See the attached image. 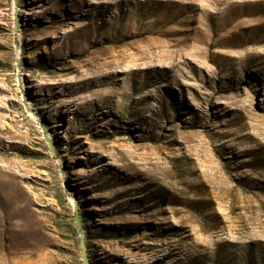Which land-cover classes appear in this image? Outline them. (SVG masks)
<instances>
[{"label":"rangeland","instance_id":"374dc122","mask_svg":"<svg viewBox=\"0 0 264 264\" xmlns=\"http://www.w3.org/2000/svg\"><path fill=\"white\" fill-rule=\"evenodd\" d=\"M81 238L264 264V0H0V264H82Z\"/></svg>","mask_w":264,"mask_h":264},{"label":"water","instance_id":"95a60500","mask_svg":"<svg viewBox=\"0 0 264 264\" xmlns=\"http://www.w3.org/2000/svg\"><path fill=\"white\" fill-rule=\"evenodd\" d=\"M17 24H18V19H17V15H16V17H15L16 27H17ZM49 146H50L51 151L54 152L53 145L50 144ZM74 212H75L74 220H75L76 228L79 231V233L82 235L81 222H80L79 212H78L77 208L74 209ZM80 246H81V254H82V264H88L86 247H85V243H84L82 238L80 239Z\"/></svg>","mask_w":264,"mask_h":264},{"label":"bare ground","instance_id":"6f19581e","mask_svg":"<svg viewBox=\"0 0 264 264\" xmlns=\"http://www.w3.org/2000/svg\"><path fill=\"white\" fill-rule=\"evenodd\" d=\"M15 228V227H14ZM18 239V238H17ZM29 239V238H27ZM32 239V238H31ZM30 242V241H29ZM19 243V242H18ZM23 243V242H22ZM21 245V244H20ZM24 246H27L25 249L29 248V244L27 243V240L24 242ZM19 247V246H18ZM23 249V248H22ZM17 253V252H16ZM19 256V255H18Z\"/></svg>","mask_w":264,"mask_h":264}]
</instances>
